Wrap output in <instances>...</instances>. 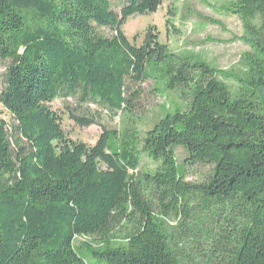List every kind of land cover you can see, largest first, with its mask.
I'll return each mask as SVG.
<instances>
[{"label":"trees","instance_id":"obj_1","mask_svg":"<svg viewBox=\"0 0 264 264\" xmlns=\"http://www.w3.org/2000/svg\"><path fill=\"white\" fill-rule=\"evenodd\" d=\"M163 1L0 0V103L14 119L0 117V264H264V0L220 8L244 24V75L169 50L154 26L132 43L122 26ZM152 71L185 109L142 139L106 127L93 146L68 138L56 99L132 112ZM188 165L209 172L188 180Z\"/></svg>","mask_w":264,"mask_h":264},{"label":"rangeland","instance_id":"obj_2","mask_svg":"<svg viewBox=\"0 0 264 264\" xmlns=\"http://www.w3.org/2000/svg\"><path fill=\"white\" fill-rule=\"evenodd\" d=\"M229 1L231 0H164L156 13L132 16L122 26V30L132 43L140 46L148 28L154 26L160 42L166 44L169 50L199 52L219 68L244 75L246 68L240 61L243 53L252 51V48L239 39L245 34L242 19L220 9L221 5ZM210 19L219 24L210 22ZM102 31L107 35L112 34L109 28H102ZM233 37L236 39L233 40ZM9 65V60H0V73H4ZM151 75L139 88L140 97L132 100V112L112 113L97 103L82 104L76 99L61 98L51 103V107L61 117L63 129L71 140L93 146L103 127L116 129L121 133L129 130L132 135L142 139L165 114L174 112L177 108L185 109L186 106V99L167 87L168 79L161 72L152 71ZM228 83L233 84V81L229 80ZM72 111L81 116H93L98 124L79 126L71 118ZM0 117L10 124L14 123L13 117L1 103ZM176 154L179 163L187 157L183 147H177ZM158 166L159 163L147 154H141V171L154 173ZM187 172L188 180L202 181L208 174L209 167L188 165ZM81 240L82 238H76V246Z\"/></svg>","mask_w":264,"mask_h":264}]
</instances>
